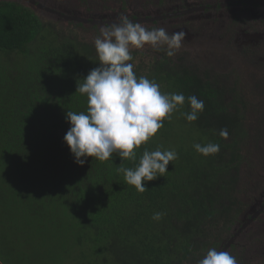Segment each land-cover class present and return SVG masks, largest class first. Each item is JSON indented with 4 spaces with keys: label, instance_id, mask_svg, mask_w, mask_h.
<instances>
[{
    "label": "trees",
    "instance_id": "16d2710c",
    "mask_svg": "<svg viewBox=\"0 0 264 264\" xmlns=\"http://www.w3.org/2000/svg\"><path fill=\"white\" fill-rule=\"evenodd\" d=\"M91 50L25 7L0 1V264H199L219 243L221 214L231 223L242 205L237 104L167 55L134 66L162 92L205 103L194 122L183 115L185 103L134 149L135 162L124 160L135 167L145 148L178 153L165 177L140 193L117 172L118 155L80 166L64 142L67 110L87 109V96L76 90L98 66ZM209 142L219 153L205 157L194 148ZM156 212L164 213L158 221Z\"/></svg>",
    "mask_w": 264,
    "mask_h": 264
},
{
    "label": "flooded vegetation",
    "instance_id": "af4514ba",
    "mask_svg": "<svg viewBox=\"0 0 264 264\" xmlns=\"http://www.w3.org/2000/svg\"><path fill=\"white\" fill-rule=\"evenodd\" d=\"M0 1L25 7L65 36H83L88 44L80 43L96 56L94 41L100 29L122 16L148 29L164 27L169 33H186L182 47L169 57L175 68H187L206 87H216L223 99L237 104L233 112L238 117L242 160L237 189L242 205L232 213L231 223L221 214L215 248L229 251L238 264H258L250 263L245 251L234 249L254 244V253L264 254V0ZM131 52L134 60L129 63L148 66L166 56V47L156 51L146 45Z\"/></svg>",
    "mask_w": 264,
    "mask_h": 264
},
{
    "label": "clouds",
    "instance_id": "9594fccd",
    "mask_svg": "<svg viewBox=\"0 0 264 264\" xmlns=\"http://www.w3.org/2000/svg\"><path fill=\"white\" fill-rule=\"evenodd\" d=\"M186 39L184 31L169 33L164 27L148 29L131 21L127 16L118 22L100 29L94 45L98 66L91 69L82 83L77 82L76 93L87 96L86 111L67 110L70 124L64 142L74 157V162L83 166L89 157L107 161L118 155L121 164L117 172L123 174L126 185H132L140 193L147 191L146 182L165 177L168 165L178 158L175 150L149 151L139 157L135 167H125L124 160H137L142 144L154 137L164 127L165 119L187 103L190 111L183 113L188 122L198 120L204 111V100L182 92L164 93L160 85L146 76H137L131 49H143L150 45L159 51L166 47V55L172 57ZM219 135L227 138V129ZM195 150L207 157L219 153L217 143H196ZM164 213L156 212L154 220ZM199 264H238L229 251L210 248Z\"/></svg>",
    "mask_w": 264,
    "mask_h": 264
},
{
    "label": "rangeland",
    "instance_id": "374dc122",
    "mask_svg": "<svg viewBox=\"0 0 264 264\" xmlns=\"http://www.w3.org/2000/svg\"><path fill=\"white\" fill-rule=\"evenodd\" d=\"M77 28H80V27H77ZM76 31L77 30H75V32ZM74 39L77 40V41L86 42L88 44L87 40H85V38L83 36H78V39L77 38H74ZM208 55L210 57H215L216 56V54H208ZM84 62L86 64L90 63L88 60H84ZM172 119L175 120L174 118H172ZM174 127H175L174 131L180 132V131L183 130L182 127H179V128L177 126H174ZM258 176L262 178V175L258 174ZM256 248H257V246H255L254 244H246L245 246H237V248H235L234 250H243V251H245V253L247 254V260L250 259V263L253 262V263H258V264H264V254L254 253ZM251 259H252V261H251ZM34 264H37V263L34 262ZM61 264H67V260L65 259L64 261H61Z\"/></svg>",
    "mask_w": 264,
    "mask_h": 264
}]
</instances>
